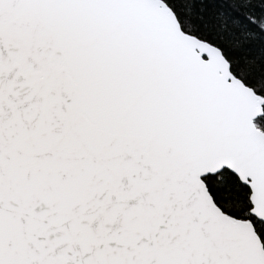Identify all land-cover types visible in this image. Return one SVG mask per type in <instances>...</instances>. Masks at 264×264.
<instances>
[{
    "label": "snow or ice",
    "instance_id": "snow-or-ice-1",
    "mask_svg": "<svg viewBox=\"0 0 264 264\" xmlns=\"http://www.w3.org/2000/svg\"><path fill=\"white\" fill-rule=\"evenodd\" d=\"M0 264H264V0H0Z\"/></svg>",
    "mask_w": 264,
    "mask_h": 264
}]
</instances>
